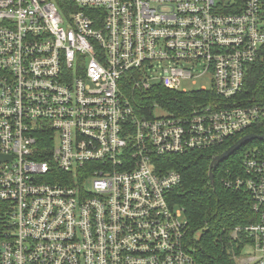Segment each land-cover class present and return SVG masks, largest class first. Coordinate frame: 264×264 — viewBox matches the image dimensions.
Returning a JSON list of instances; mask_svg holds the SVG:
<instances>
[{"label":"built area","instance_id":"built-area-1","mask_svg":"<svg viewBox=\"0 0 264 264\" xmlns=\"http://www.w3.org/2000/svg\"><path fill=\"white\" fill-rule=\"evenodd\" d=\"M257 63L264 0H0V264H202L168 199L182 176L155 157L264 120V98L242 97ZM206 73L216 96L186 115L125 94ZM220 183L257 217L232 231L234 259L264 264V152Z\"/></svg>","mask_w":264,"mask_h":264},{"label":"trees","instance_id":"trees-1","mask_svg":"<svg viewBox=\"0 0 264 264\" xmlns=\"http://www.w3.org/2000/svg\"><path fill=\"white\" fill-rule=\"evenodd\" d=\"M263 66L253 65L249 70L246 87L248 92L243 94L244 99L248 100L254 95H259L255 98H264ZM125 94L134 102L140 103L142 100L148 104L152 103V100L156 101L168 112L178 116L188 114L200 102L216 96L214 91L195 90L184 93L163 86L153 87L147 91V95L133 91L132 88L125 90ZM144 109L149 115L148 106H144ZM142 110L143 107L140 111ZM250 133L263 134L264 120H259L221 144L187 153L155 157L158 172L163 173L173 169L182 176L181 182L169 192L168 199L175 207L183 208L190 226L188 242L202 264H237L234 252L239 253L243 243L238 247L237 241L231 238V233L237 226H245L257 221L249 195L245 191L225 188L220 183V178L229 170L234 174L239 173L242 168L243 153L255 147H260L264 152V142L253 140L221 162L215 170L214 185L210 182L209 173L211 161L216 155ZM198 232L199 238L196 237Z\"/></svg>","mask_w":264,"mask_h":264},{"label":"rangeland","instance_id":"rangeland-1","mask_svg":"<svg viewBox=\"0 0 264 264\" xmlns=\"http://www.w3.org/2000/svg\"><path fill=\"white\" fill-rule=\"evenodd\" d=\"M203 71V67L199 66L195 69L194 74H200ZM202 86H207L209 90H212L213 88V79H212V75L211 73H206L204 75H200V77H196V78H191V79H184L182 81V85L181 88H187L189 90H198L200 89ZM160 113H165L162 110H156V114H160ZM85 187L87 190L91 189V183L90 182H86ZM181 208V207H179ZM181 220L185 221L187 220L184 214V210H183V215L181 217ZM196 237H200V233L198 232L196 234ZM252 252V248L250 246H246L243 250V253H251Z\"/></svg>","mask_w":264,"mask_h":264},{"label":"water","instance_id":"water-1","mask_svg":"<svg viewBox=\"0 0 264 264\" xmlns=\"http://www.w3.org/2000/svg\"><path fill=\"white\" fill-rule=\"evenodd\" d=\"M253 140H260L264 142V133L263 134H255L250 133L244 135L242 138H240L237 142H235L232 146H230L227 150L222 152L221 154L216 155L210 164V182L212 185L215 183V170L218 168L221 162H223L225 159L233 155L236 151H238L242 146L245 144L253 141Z\"/></svg>","mask_w":264,"mask_h":264}]
</instances>
